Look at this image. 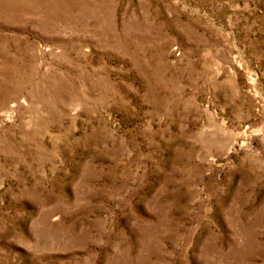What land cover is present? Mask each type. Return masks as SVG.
<instances>
[{
  "label": "rangeland",
  "instance_id": "rangeland-1",
  "mask_svg": "<svg viewBox=\"0 0 264 264\" xmlns=\"http://www.w3.org/2000/svg\"><path fill=\"white\" fill-rule=\"evenodd\" d=\"M26 1L0 264H264V0Z\"/></svg>",
  "mask_w": 264,
  "mask_h": 264
},
{
  "label": "bare ground",
  "instance_id": "bare-ground-1",
  "mask_svg": "<svg viewBox=\"0 0 264 264\" xmlns=\"http://www.w3.org/2000/svg\"><path fill=\"white\" fill-rule=\"evenodd\" d=\"M26 0H0V5L3 7H7V8H11L13 10V8H15L16 6L20 5V4H24V6H26ZM26 3V4H25ZM28 5V4H27ZM0 6V7H1ZM49 7V6H48ZM27 9V7H26ZM48 10V9H47ZM26 12V11H25Z\"/></svg>",
  "mask_w": 264,
  "mask_h": 264
}]
</instances>
